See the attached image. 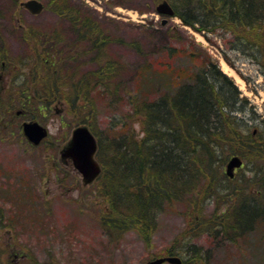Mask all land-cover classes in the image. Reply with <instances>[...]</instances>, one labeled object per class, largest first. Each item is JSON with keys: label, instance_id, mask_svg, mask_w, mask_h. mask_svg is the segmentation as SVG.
Listing matches in <instances>:
<instances>
[{"label": "trees", "instance_id": "trees-1", "mask_svg": "<svg viewBox=\"0 0 264 264\" xmlns=\"http://www.w3.org/2000/svg\"><path fill=\"white\" fill-rule=\"evenodd\" d=\"M154 1H168L174 17L195 31L223 32L220 36L231 49L254 59L264 76V0ZM21 2L3 0L0 5V81L10 84L3 92L8 98L0 96V109L12 114L19 105L26 110V119H33L35 113L43 111L44 116L53 103L65 100L70 113L81 115L79 123L89 125L98 141L96 157L102 168L98 181L106 198L100 226L110 242L136 232L151 248L159 215L176 203L189 216L190 225L208 222L198 233L188 232L182 244L176 240L166 249V255L179 256L183 264H205L201 247L191 242L200 234L234 241L253 231L264 219V205L257 201L264 198V137L251 132L249 120L257 114L218 64L197 53L194 42L181 32L166 30L163 42L148 49L145 63L132 71V82L137 86L138 78H143L145 92L121 94V85L113 92L104 89L113 100L112 109L121 99L127 100L129 109L122 115L113 113L108 125L100 128L96 97L103 93L94 87L113 88L131 69L120 59L106 58L107 48L117 40L71 0H46L45 6L70 24L72 40L64 38L60 28L25 26ZM16 17L21 22L16 38L24 46L20 53L12 51L3 33L4 23ZM131 45L138 53L145 49L137 40ZM183 56L197 64L189 70L174 67ZM224 57L229 61L225 52ZM87 59L97 70L83 72ZM158 69L157 80L151 75L157 76ZM234 155L252 159L254 175L246 184L239 179L242 174L232 179L226 174ZM257 172L262 173L260 179ZM235 182L238 186L229 187ZM242 185L252 187L246 197ZM213 195L216 209L221 203L226 206L207 220L205 209ZM0 264L12 262L2 260L0 252Z\"/></svg>", "mask_w": 264, "mask_h": 264}, {"label": "rangeland", "instance_id": "rangeland-1", "mask_svg": "<svg viewBox=\"0 0 264 264\" xmlns=\"http://www.w3.org/2000/svg\"><path fill=\"white\" fill-rule=\"evenodd\" d=\"M2 1L0 0V5L3 4ZM39 1L46 3V0ZM71 1L90 12L91 16L100 21L105 33L117 40L107 48L106 58L120 59L131 68L121 75L118 84L113 83V88L98 85L94 87L98 93H103L102 96L96 97L100 114L97 124L100 128L108 125V118L113 113L122 115L129 109L126 99H121L116 109H112L113 100L106 92H113L120 85L121 94L138 89L143 91L147 85L143 78L139 77L136 86L131 79L132 71L145 63V57L152 50V46L161 44L164 38L162 33L171 28L181 32L187 40L193 41L198 48L197 53L200 51V54L210 57L233 79L241 96L249 100L250 107L257 114L255 120H249L251 132H256V135L262 134L264 137L262 69L254 59L232 50L221 38L223 32L204 35L195 31L183 25L177 17L159 14L158 3L154 0ZM20 12L25 26L32 25L39 30L50 31L60 28L63 29L64 38L72 40L74 37L70 24L58 18L51 9L45 7L42 13L34 15L22 7ZM19 18L16 17L15 21L8 20L3 25V33L15 53L24 52V46L16 38L21 24ZM229 38L230 35L226 40ZM134 40L140 41L144 46L145 49L142 50L144 53H138L131 47ZM148 49L150 50L147 51ZM224 52L228 55L229 61H226ZM192 63L197 64L183 56L175 62L174 67H185L189 70L193 66ZM93 66L92 61L85 60L83 72L94 70L95 68L91 69ZM160 74L161 71L158 69L157 76L155 74L151 76L158 80ZM8 86L10 84L5 85L0 81L1 99L8 98L3 96ZM8 96L11 97V94ZM18 106L12 114L3 113L0 109L2 260H9L12 264H143L156 258L150 251L158 254V257L168 256L165 251L174 241L178 240L182 244L187 237L186 234L189 236L188 232L192 235L198 233L200 227L208 226V222H205L198 227L197 222L194 224L193 221L190 225L189 216L181 213L182 208L176 203L167 206L159 215L151 248L146 247L136 232L127 233L118 243L110 242L100 226L106 198L101 196L98 179L86 182L72 160L61 156L77 127L86 126L94 134L93 130L89 125L79 123L81 115L77 117L76 112L70 113L65 100L53 103L48 112L44 111V116L43 111L35 113L33 119H26V110ZM249 117L252 118L251 114ZM25 121H38L47 128L48 138L38 147L30 144L24 136L22 124ZM96 161L99 163L97 158ZM244 161L243 169L237 173L238 176L242 174L239 179L246 184L252 180L254 166H251L252 159ZM255 169L259 171L257 167ZM257 174L260 179L262 173ZM248 185L240 186V188L244 186L242 194L245 197L252 190ZM235 186H238L237 182L229 185L232 188ZM215 201L216 197L213 195L211 202L206 205L204 217L207 220L208 216L216 214L215 210L225 209L226 202L221 203L216 209ZM257 201L264 205V198L261 199L259 196ZM228 217L230 218L231 214ZM191 242L201 247L205 264H264V219L258 222L253 231L236 236L234 241L222 236L213 240L208 235L200 234Z\"/></svg>", "mask_w": 264, "mask_h": 264}, {"label": "water", "instance_id": "water-1", "mask_svg": "<svg viewBox=\"0 0 264 264\" xmlns=\"http://www.w3.org/2000/svg\"><path fill=\"white\" fill-rule=\"evenodd\" d=\"M22 6L27 8L32 14H39L43 11L44 5L39 0H28L22 2ZM160 14L174 16L172 6L164 1L157 6ZM23 132L27 139L34 145H39L48 135L47 129L38 122L31 121L23 123ZM97 152V140L90 129L86 126L77 127L72 134L70 144L62 153L63 158L71 159L75 168L80 172L86 182L95 179L101 172L99 163L95 160ZM242 160L235 156L231 158L227 165V173L234 176V169L242 166ZM182 264V260L176 256L161 257L144 264Z\"/></svg>", "mask_w": 264, "mask_h": 264}]
</instances>
